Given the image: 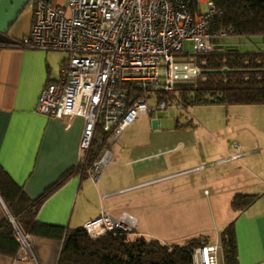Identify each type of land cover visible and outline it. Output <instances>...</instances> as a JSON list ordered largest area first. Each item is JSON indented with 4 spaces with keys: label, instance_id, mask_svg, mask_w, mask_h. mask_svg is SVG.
Here are the masks:
<instances>
[{
    "label": "crops",
    "instance_id": "obj_1",
    "mask_svg": "<svg viewBox=\"0 0 264 264\" xmlns=\"http://www.w3.org/2000/svg\"><path fill=\"white\" fill-rule=\"evenodd\" d=\"M26 2L0 0V168L29 198L74 170L43 200L36 220L68 230L83 226L101 208L112 215L126 211L136 219L134 235L158 239L162 204L176 206L177 217L178 196L191 201L189 194L197 184L206 187L208 204L230 207L235 194H254L257 197L244 209L230 207L229 213L219 208L216 225L191 236L204 234L209 242H219L221 229L233 221L237 264H264V104H193L172 112L168 108L163 114L171 119L160 123L153 115H141L108 144L113 160L94 185L75 171L83 118L36 111L42 87L58 77L66 54L11 45L30 30L32 15ZM229 111L235 112L232 117ZM232 154L239 155L227 159ZM199 164L204 166L201 170L162 178ZM123 188L127 190L117 192ZM8 214L0 196V221ZM30 236L33 259L0 254V264H56L62 240Z\"/></svg>",
    "mask_w": 264,
    "mask_h": 264
},
{
    "label": "built area",
    "instance_id": "obj_2",
    "mask_svg": "<svg viewBox=\"0 0 264 264\" xmlns=\"http://www.w3.org/2000/svg\"><path fill=\"white\" fill-rule=\"evenodd\" d=\"M26 5L32 15L30 30L11 45L66 54L58 77L42 87L36 111L50 117L83 118L76 169L81 175L85 168L94 185L113 160L108 144L127 125L140 115L181 108L180 103L159 97L201 73L194 61L179 59L184 47L191 55L221 52L222 40L231 36V29L213 24L221 12L211 0H27ZM135 92L140 96L129 102ZM90 151L96 155L87 164ZM203 167L199 164L162 178ZM8 218L18 243L17 257L33 259L31 236L17 227L10 214ZM135 224L129 212L112 215L101 208L82 227L95 238L116 230L132 232ZM220 261L218 241L192 251V264Z\"/></svg>",
    "mask_w": 264,
    "mask_h": 264
},
{
    "label": "trees",
    "instance_id": "obj_3",
    "mask_svg": "<svg viewBox=\"0 0 264 264\" xmlns=\"http://www.w3.org/2000/svg\"><path fill=\"white\" fill-rule=\"evenodd\" d=\"M220 10L213 24L231 29V36L264 35V0H211ZM192 61L201 73L193 81L178 82L174 89L160 96L181 106L193 104H264V52H238L224 46L221 52L199 53ZM223 69L227 71L223 72ZM132 101L140 96L132 93ZM106 144V140L104 141ZM96 153L90 151L87 164ZM85 169V168H84ZM84 169L81 176H85ZM79 173V169L75 170ZM74 170L65 172L35 198H29L0 168V196L17 227L29 235L61 239L56 264H192L194 248L209 243L198 234L180 244L167 245L158 239L134 235L135 231L116 230L91 238L84 228L65 230L62 226L36 220L43 200L57 189ZM257 195L237 193L231 201L233 210L251 204ZM223 264H237V246L233 221L219 233ZM18 250L12 225L6 217L0 221V254L14 255Z\"/></svg>",
    "mask_w": 264,
    "mask_h": 264
},
{
    "label": "rangeland",
    "instance_id": "obj_4",
    "mask_svg": "<svg viewBox=\"0 0 264 264\" xmlns=\"http://www.w3.org/2000/svg\"><path fill=\"white\" fill-rule=\"evenodd\" d=\"M224 46H233L238 52H264V35H252L249 37L246 36H236V37H228L222 40ZM193 55H191L190 48L184 47L183 55L180 56L179 59L192 60ZM198 77V76H197ZM171 112L174 110H178L175 107L169 108ZM180 112L184 113V110H180ZM235 113V112H234ZM229 111V117L234 114ZM240 115L244 116H256L258 112L249 113L247 111L238 112ZM260 113V112H259ZM208 114V113H206ZM204 114V115H206ZM260 114H264L261 112ZM141 116V115H140ZM139 118H143L140 117ZM137 117V118H138ZM172 116H166L163 112H158L153 115V118H157L159 123L162 120H169ZM138 118V119H139ZM206 187L201 184L195 185V187L191 190V201H188L186 197L178 196V210L176 211L177 217H174L173 207L170 206L169 203L162 204V222L158 224V228L160 229V235H158V239L162 240L167 245L172 244H180L187 237L195 234L198 229L203 228H211L216 225L214 220L216 214L219 212V208L224 209L230 213V207L226 203H215L211 202L208 204L207 197L204 194V189ZM172 207L171 212L169 213V208ZM189 209H192L193 212H190ZM184 216V217H181ZM135 228V227H134ZM133 228V231L135 230ZM212 231L208 230L207 232ZM211 243V242H209ZM219 264H223V261H220Z\"/></svg>",
    "mask_w": 264,
    "mask_h": 264
},
{
    "label": "water",
    "instance_id": "obj_5",
    "mask_svg": "<svg viewBox=\"0 0 264 264\" xmlns=\"http://www.w3.org/2000/svg\"><path fill=\"white\" fill-rule=\"evenodd\" d=\"M222 71L225 72V71H227V69H223Z\"/></svg>",
    "mask_w": 264,
    "mask_h": 264
}]
</instances>
